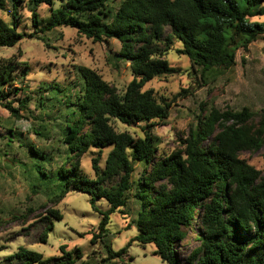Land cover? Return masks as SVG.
Returning <instances> with one entry per match:
<instances>
[{"label":"trees","instance_id":"trees-1","mask_svg":"<svg viewBox=\"0 0 264 264\" xmlns=\"http://www.w3.org/2000/svg\"><path fill=\"white\" fill-rule=\"evenodd\" d=\"M5 2L11 5V22L0 18V49L33 38L18 31L20 7L26 4L35 33L65 27L95 43L116 40L121 50L113 59L130 64L133 80L123 93L86 67H77L75 80L66 87L44 83L37 105L41 131L35 133L45 138L56 130L58 145L46 150L32 147L30 163H22L31 189L51 201L61 202L70 193L91 197L92 209L101 216L91 244H104L108 253L100 264L122 259L131 246L114 252L111 243L104 242L111 215L126 209L130 199L139 206L133 221L138 234L132 242L153 245V255L163 262L264 264V176L241 158L264 147V115L256 127L257 115L248 108L203 111L183 150L157 159L156 142L148 133L134 138L112 124L150 128L155 121L168 120L169 105L158 103L153 91L144 87L155 78L178 73L164 59L175 40L182 46L178 53L191 61L193 71L205 82L232 68L240 49L264 41V23L250 21L264 15V0H1V10ZM43 3L50 7L46 21L37 14ZM16 67L0 65V107L20 120L21 111L28 112L33 99L21 100L18 109L7 101L6 89H12ZM56 108L58 115L50 117ZM9 131L7 145L11 146L15 134ZM92 149L99 151L92 160L94 179L81 168V158ZM104 149L110 152L102 170L99 160ZM135 163L143 169L136 179ZM115 178L116 184L106 185ZM159 183L170 188L156 189ZM97 201H106L109 209L101 210ZM50 213L57 221L64 219L59 211ZM194 220L199 227L197 245L180 260L177 250L189 242ZM53 229L54 223L46 226L44 242ZM66 249L60 247V257L45 258L21 248L11 258L19 264H78L83 259L80 249Z\"/></svg>","mask_w":264,"mask_h":264},{"label":"rangeland","instance_id":"rangeland-1","mask_svg":"<svg viewBox=\"0 0 264 264\" xmlns=\"http://www.w3.org/2000/svg\"><path fill=\"white\" fill-rule=\"evenodd\" d=\"M1 2V0H0ZM120 2V0H119ZM0 18L11 22V5L3 3ZM39 18L46 21L50 7L46 3L37 9ZM19 32L28 37L14 48L0 49V65L17 67L12 73L15 79L12 89H6V98L15 108H20V101L32 97L29 111H21L22 119L15 120L3 107H0V264H19L13 257L21 248L43 254L45 258L60 257V247L67 246L66 251L80 249L83 259L78 262L100 264L108 257L104 244H91L92 235L97 232L101 220L99 213L92 209L91 197L80 193H70L61 202L48 199L41 191L31 189V181L26 167L30 163L29 149L46 150L49 146L57 147L58 135L51 129L48 137L36 135L40 130V110L37 108L40 88L44 83H57L68 86L76 78L77 67H86L123 93L133 80L130 64L117 62L113 56L120 52L121 44L116 40L108 43H95L72 28H58L50 33L37 34L32 23V13L26 4L20 7ZM251 22L264 23V15L250 18ZM45 40H42V39ZM161 46L164 47L163 43ZM182 46L176 40L164 57L177 74L162 76L146 84L144 90H152L158 103L169 105L170 116L165 122L155 121L152 127L145 124L132 127L113 121L118 132H129L134 138H144L148 133L155 140L157 147L154 159L165 158L183 150V144L190 132L197 125L198 116L203 111L215 108L220 111L240 112L250 109L257 116L254 124L259 127L264 111V41L253 42L246 51L240 49L236 54V64L229 70L222 71L206 82L200 73L195 74L191 61L178 53ZM186 91V92H184ZM59 113L56 108L50 117ZM52 121L48 118V122ZM54 123L51 127L54 128ZM10 129L15 138L11 146L7 145ZM110 149L102 151L99 166L105 168ZM7 155V156H5ZM99 151L92 149L81 158V168L85 175L94 179L92 160L98 158ZM248 164L261 171L264 176V147L259 152H246L241 155ZM136 179L143 169L135 163ZM112 179L106 185L116 184ZM169 187L168 183H159L156 189ZM38 192V193H35ZM101 210H108L106 201H97ZM139 206L133 199L128 207L111 215L108 226L109 235L104 242L111 243L114 252L125 248L126 255L113 264H168L154 256L153 245H141L132 240L138 234L133 223ZM51 211H59L62 221L51 216ZM54 223L48 240H42L46 226ZM189 242L184 249L177 250V256L184 260L185 251L196 247L199 227L193 221ZM111 264V263H110ZM177 264V263H175Z\"/></svg>","mask_w":264,"mask_h":264}]
</instances>
